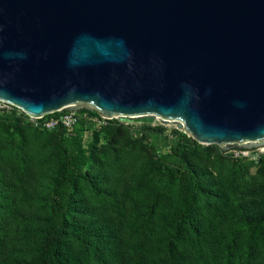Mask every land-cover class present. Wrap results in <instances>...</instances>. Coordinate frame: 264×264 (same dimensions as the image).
I'll list each match as a JSON object with an SVG mask.
<instances>
[{
  "label": "water",
  "instance_id": "1",
  "mask_svg": "<svg viewBox=\"0 0 264 264\" xmlns=\"http://www.w3.org/2000/svg\"><path fill=\"white\" fill-rule=\"evenodd\" d=\"M0 102L264 147V0H0Z\"/></svg>",
  "mask_w": 264,
  "mask_h": 264
},
{
  "label": "rangeland",
  "instance_id": "2",
  "mask_svg": "<svg viewBox=\"0 0 264 264\" xmlns=\"http://www.w3.org/2000/svg\"><path fill=\"white\" fill-rule=\"evenodd\" d=\"M113 120L118 123L110 132L88 124L76 136L89 158L85 172L95 176L103 188L114 191L119 204L96 201L83 181L74 184L71 196L77 209L91 220L112 226L121 264H129L147 245L145 235L136 230L143 207L161 194L163 220L169 221L178 209L184 176L178 169L167 171L159 159L176 151L180 134L189 135L177 122L165 123L162 119L151 125ZM1 121L8 122L9 131ZM148 126L164 132L150 136ZM61 135L37 128L19 108L6 104L0 109V263L30 259L34 242L24 236L23 230L29 226V218L50 216L55 179L64 164L59 154L64 147ZM196 144L200 147H192L185 156L205 182L210 192L208 200L216 207H206L205 198L198 206V221L208 238L205 261L198 263L196 251L185 247L181 264H223L228 257L225 243L235 228L240 232L229 255L231 264H264V235L253 236L254 227L264 226V155L248 152L236 157L237 149L224 153L216 144ZM67 217L77 226L85 219L78 211ZM71 250L74 256L83 258L73 243Z\"/></svg>",
  "mask_w": 264,
  "mask_h": 264
},
{
  "label": "trees",
  "instance_id": "3",
  "mask_svg": "<svg viewBox=\"0 0 264 264\" xmlns=\"http://www.w3.org/2000/svg\"><path fill=\"white\" fill-rule=\"evenodd\" d=\"M89 113L98 115L96 111ZM115 123L118 122L110 120L102 127L110 132L115 127ZM1 124L5 131H9L10 126L7 121H1ZM88 124L90 123L81 121L71 134L63 130L50 131L63 134L61 137L64 146L59 152L64 158V164L55 179L56 196L50 204V216L29 218V226L23 230L24 236L34 242L29 260H14L0 264H113L114 261L121 264L116 250L119 244L112 234V226L104 225L102 220H91L85 212L77 209L71 196L74 184L83 181L96 201L101 199L113 205L119 204L114 191L103 188L95 176L85 172L89 158L83 150L81 139L76 135L82 133ZM146 129L150 136L164 132L160 127L148 126ZM65 134L73 137L66 138ZM192 147L200 146L187 135L180 134L176 151L165 154L159 159L167 171L174 172L178 169L184 176L181 182V202L169 221L161 218L163 207L161 194L143 207L136 220V230L141 235H145L147 245L144 251L130 260L129 264H181L185 247L196 251L198 263L205 261L208 238L198 221V206L203 198L206 199L204 202L206 207L213 209L216 204L208 200L210 192L205 182L186 159L185 153ZM182 149L184 152H180ZM77 211L85 218L79 226L67 217L68 214L72 215ZM239 232V228L230 231L225 243L228 257L226 256L223 264H231L229 255L238 242ZM260 234L264 235L262 224L253 228L254 237ZM72 243L81 250L83 258L79 259L73 255Z\"/></svg>",
  "mask_w": 264,
  "mask_h": 264
},
{
  "label": "built area",
  "instance_id": "4",
  "mask_svg": "<svg viewBox=\"0 0 264 264\" xmlns=\"http://www.w3.org/2000/svg\"><path fill=\"white\" fill-rule=\"evenodd\" d=\"M4 106L6 103L0 102ZM3 105H0V109H2ZM87 110H79L70 112L67 110L59 111L57 113L49 114L40 119L31 118L33 124L42 130L46 131H57L63 130L67 134H71L74 131V128L81 122H87L97 126H106L108 119L102 117L101 115H91ZM234 152H238L236 157H242L248 152H259V155H264V147L257 148L255 150H235Z\"/></svg>",
  "mask_w": 264,
  "mask_h": 264
},
{
  "label": "bare ground",
  "instance_id": "5",
  "mask_svg": "<svg viewBox=\"0 0 264 264\" xmlns=\"http://www.w3.org/2000/svg\"><path fill=\"white\" fill-rule=\"evenodd\" d=\"M158 120H160L159 118H157Z\"/></svg>",
  "mask_w": 264,
  "mask_h": 264
}]
</instances>
